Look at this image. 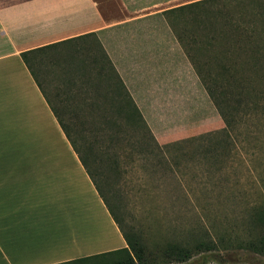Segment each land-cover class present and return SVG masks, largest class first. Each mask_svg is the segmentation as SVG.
<instances>
[{"label":"crops","instance_id":"1","mask_svg":"<svg viewBox=\"0 0 264 264\" xmlns=\"http://www.w3.org/2000/svg\"><path fill=\"white\" fill-rule=\"evenodd\" d=\"M112 1L114 18L98 0H0V264H90L128 248L60 126L68 105L48 88L49 101L21 53L94 34L138 109L200 84L175 35L154 34L192 1Z\"/></svg>","mask_w":264,"mask_h":264},{"label":"rangeland","instance_id":"2","mask_svg":"<svg viewBox=\"0 0 264 264\" xmlns=\"http://www.w3.org/2000/svg\"><path fill=\"white\" fill-rule=\"evenodd\" d=\"M98 1L103 11L111 12L113 18L118 16V4ZM179 27L183 52L197 55L186 19ZM171 31L154 28L159 36L175 35L172 26ZM145 34L146 28L136 29L135 35ZM170 52L177 54L179 50ZM31 67L49 101L54 104L48 88L68 105L71 116L65 119L72 122L64 126L121 228L146 249L147 264H164L157 256L168 241L187 244L200 233L216 238L245 232L248 212L264 202V127L248 124L236 130L228 157H205L190 147L165 149L166 145L224 128L205 88L193 78L184 91L175 86L176 99L168 102L174 106L139 109L155 142L164 148L160 152L150 141L147 146L136 143L143 132L124 124L125 116L117 105L124 101V91L95 38L45 50L32 59ZM119 137L126 141L119 144ZM113 260L90 264H111ZM236 263L264 264V257L229 247L201 252L182 264Z\"/></svg>","mask_w":264,"mask_h":264},{"label":"trees","instance_id":"3","mask_svg":"<svg viewBox=\"0 0 264 264\" xmlns=\"http://www.w3.org/2000/svg\"><path fill=\"white\" fill-rule=\"evenodd\" d=\"M164 14L169 17L170 26L173 27L180 44L183 42L178 28L182 20L186 19L191 45L199 52V56H191L189 50L186 55L224 122L221 130L175 142L164 148L168 150L190 147L198 149L205 157H228L234 147L232 136L236 130L247 127L248 124L252 127L260 124L262 129L264 127V88L261 87L264 83V0H197ZM85 38H95V35L89 34ZM69 43H73V40L26 51L21 53V58L33 74L31 62L37 54ZM201 57L205 59L200 60ZM111 70L115 74L112 67ZM123 91L124 101L117 105L118 111L125 116L124 124L143 132L136 143L147 146L150 141L161 152L164 148L157 145L129 93L125 89ZM60 126L127 243V249L113 252L115 260L111 264H147L146 249L123 231L119 220L99 192L91 171L64 124ZM125 141L124 138L118 139L119 144ZM244 226L246 230L240 236L216 235L215 238L209 233H200L193 235L187 244L168 241L160 249L157 259L164 264H182L201 252L229 247L264 257V202L255 204L250 209Z\"/></svg>","mask_w":264,"mask_h":264}]
</instances>
